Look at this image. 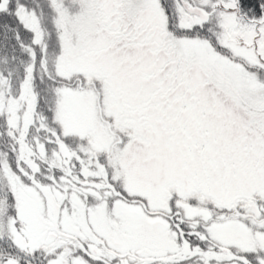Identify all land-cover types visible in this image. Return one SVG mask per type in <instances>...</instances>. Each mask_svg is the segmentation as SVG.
Returning <instances> with one entry per match:
<instances>
[{
  "label": "snow or ice",
  "instance_id": "1",
  "mask_svg": "<svg viewBox=\"0 0 264 264\" xmlns=\"http://www.w3.org/2000/svg\"><path fill=\"white\" fill-rule=\"evenodd\" d=\"M0 264H264V0H0Z\"/></svg>",
  "mask_w": 264,
  "mask_h": 264
}]
</instances>
